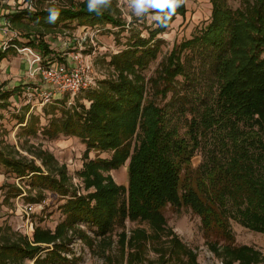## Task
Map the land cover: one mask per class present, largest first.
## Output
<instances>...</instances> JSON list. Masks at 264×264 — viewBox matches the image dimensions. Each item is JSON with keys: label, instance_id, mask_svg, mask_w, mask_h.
I'll use <instances>...</instances> for the list:
<instances>
[{"label": "trees", "instance_id": "trees-1", "mask_svg": "<svg viewBox=\"0 0 264 264\" xmlns=\"http://www.w3.org/2000/svg\"><path fill=\"white\" fill-rule=\"evenodd\" d=\"M211 2L208 25L191 39L175 45L162 62L158 76L150 81L154 94L165 97L174 89L177 77L186 74L184 51L202 45L215 54V99L204 106L200 115L186 120L183 133L169 125L163 107L147 100L141 72L157 59L164 43L160 35L177 15L186 14L181 0L170 17L168 8L155 12L161 14V19L149 30L148 37L132 31L127 46L109 61L116 76L98 79L95 86L71 97L76 103L62 106V117L50 119L43 126L40 115L30 111L28 105L16 116L28 136H75L86 145L85 159L92 149L110 151L111 156L84 163L81 175L85 188L93 186L95 191L83 195L70 190L66 165H59L48 150L29 149L33 156L29 159L11 145L0 144V166L18 178L29 179L30 193L36 191L29 197L31 202H42L47 191L69 196L63 205L65 219L54 233L36 227L30 237L0 225V264H25L27 260L34 264H76V258L63 253L70 250L68 232L79 221L92 223L99 234L105 235L114 224L127 218L161 222L168 205L188 206L200 216L204 229L216 228L229 241L233 240L230 218L249 230L264 233V0H241V7L235 11L224 8L218 0ZM50 9L58 13L54 22L49 20ZM117 12L115 0H100L92 13L88 11V0H67L62 5L34 10L15 9L7 19L20 30V36L30 38V45L48 61L50 49L45 35L73 23L125 28ZM32 29L41 37L32 35ZM9 48L0 49V62ZM20 86L9 89L0 85V110L11 105L10 98ZM205 138L213 140L220 151L210 152L207 160L193 170L192 158ZM128 160L127 187L111 180L103 184L99 169H117ZM11 190L13 196L23 193L15 185ZM126 192L128 198L123 197ZM222 247L220 250L212 245L226 264L236 260L239 264H256L261 259L251 246L234 247L230 242ZM183 252L192 256L191 250ZM195 258L194 255L192 264Z\"/></svg>", "mask_w": 264, "mask_h": 264}, {"label": "rangeland", "instance_id": "rangeland-1", "mask_svg": "<svg viewBox=\"0 0 264 264\" xmlns=\"http://www.w3.org/2000/svg\"><path fill=\"white\" fill-rule=\"evenodd\" d=\"M66 1L33 0L32 3L27 0H2L0 31L4 34L0 33V48L14 49L8 52L10 56L7 57L15 59L18 54L25 56L20 51L23 46L32 47L29 43L30 38L20 36V30L7 22L11 11L25 7L31 10L35 7H51L65 4ZM181 1L186 5V14L177 15L170 27L160 35L164 43L157 59L141 72L147 85V100H154L163 107L169 125L177 126L180 133H183L187 129L186 120L194 115H200L204 106L214 101L218 85L214 68L215 54L202 45H197L192 50L183 52L182 61L185 63L186 74L177 77L174 89L165 97L154 94L151 78L158 76L162 62L169 56L174 46L191 39L198 30L206 27L211 21L213 7L211 0ZM218 1L231 11L241 7V0ZM115 2L119 11L117 14L123 19L125 28L113 27L111 24L101 28L86 27L73 23L62 28L65 29L66 34L60 32L61 34L56 35V38H49L51 42L58 43L57 48L61 47V43L67 44L68 39L71 38V45L68 46L69 48L64 45L65 49L60 55L64 58L67 57V53H80L82 62L90 65L96 82L107 76L113 77L114 74L116 76L109 61L114 53L127 46V39L132 31H139L143 37H148L149 30L155 28L161 19V14L155 13L158 10L156 8H149L137 14L136 10L130 7L131 0H115ZM31 32L36 33L33 29ZM63 53H66L65 56ZM20 74L18 71L10 73L0 69V79L4 77L2 75H6V83H8L6 86L9 89L21 85V88L15 90L10 98L11 105L0 110L3 114V118H0V144L5 147L11 145L23 155H28L29 159L33 157L28 153L29 149L48 150L56 157L59 165H66L72 192L79 191L84 193L83 195H88V192L95 191L93 186L85 188L84 176L81 175L84 163L109 158L111 152L92 149L85 159L86 145L75 136L60 134L56 138H48L41 134L37 137L26 135L21 130L16 117L24 112L25 106H30V111L40 115L41 124L46 126L50 119L62 117L63 107L74 105L76 100L71 98L74 96L57 93L39 76L31 78L26 73L20 77ZM49 92H52V95L47 98ZM213 144V140L206 138L202 140L201 147L192 158L193 170L207 160L210 152L220 151L219 146L215 147ZM37 162L40 163V160L37 159ZM128 162L129 160L113 170L99 169L103 176V184H108L111 180L117 186L127 187ZM12 185L23 189V193L13 196ZM35 193L36 191L30 193L27 177L18 178L0 166V225L10 226L15 231L30 237L33 236L36 227L54 233L58 224L65 219L63 205L69 196L47 191L42 202L34 204L29 197ZM9 194L11 196L7 200L6 196ZM123 197L128 198V192ZM163 213L164 220L161 222L140 219L133 221L127 218L123 223L114 224L105 235L99 234L97 226L92 223L79 221L68 232L70 250L63 254L71 259L76 258V264H192L194 255L195 264H219L223 259L212 245L220 247L221 250L222 246L231 242L234 247L243 245L253 247L261 254V259L256 264H264V233L249 230L234 218H230L229 230L233 240L229 241L216 228L204 229L200 216L188 206L178 208L168 205L163 209ZM187 249L192 251V256L183 252ZM46 251L47 249L42 253L45 254ZM25 264H34V261L27 260ZM233 264H239V260Z\"/></svg>", "mask_w": 264, "mask_h": 264}, {"label": "built area", "instance_id": "built-area-1", "mask_svg": "<svg viewBox=\"0 0 264 264\" xmlns=\"http://www.w3.org/2000/svg\"><path fill=\"white\" fill-rule=\"evenodd\" d=\"M20 51L24 53L29 62L28 75L31 78L41 77L57 93L75 96L91 88L96 83V78L90 70V65L82 62L80 53L73 54V63L62 62L54 65L46 61L42 54L31 46H23ZM51 95L52 92H49L46 96L50 98ZM219 264L225 263L221 261Z\"/></svg>", "mask_w": 264, "mask_h": 264}, {"label": "crops", "instance_id": "crops-1", "mask_svg": "<svg viewBox=\"0 0 264 264\" xmlns=\"http://www.w3.org/2000/svg\"><path fill=\"white\" fill-rule=\"evenodd\" d=\"M7 22H8V19H7ZM60 32H64V34H66L65 33L66 31L64 29V30H60L59 32H56L55 34L50 33V34H47L43 37L44 40L49 44L50 54L47 55L48 62H50L54 65L57 63H62V62L73 63L72 56L74 53H67V57H64V58L60 55V52L64 51V49H65L64 45H66L67 48H69L68 46L71 45L70 42L72 39L69 38L67 44H66V42H64V45L61 43L60 48L56 47L58 43L51 42V40L49 39V38H54V37L56 38V35L61 34ZM0 33H1V35L4 34L2 31H0ZM34 34H36V33H33L32 35H34ZM35 36H37L39 38L40 34H36ZM48 40H50V41H48ZM60 42H62L61 39H60ZM35 49L37 50L38 48H35ZM65 54L66 53H63L64 56H65ZM7 56H10V55L7 54ZM7 56L0 62V69H3L4 71L7 70V72H10V73L11 72L14 73V71L15 72L18 71V73H21L20 77H23V75H25L27 73L28 68H29V62H28L27 58L21 54H18V56L15 57V59H11V57H7ZM6 75H2L4 77H2V79H0L1 80L0 85H3L5 88H8V86H6L8 84V83H6V80H7V78L5 77Z\"/></svg>", "mask_w": 264, "mask_h": 264}, {"label": "clouds", "instance_id": "clouds-1", "mask_svg": "<svg viewBox=\"0 0 264 264\" xmlns=\"http://www.w3.org/2000/svg\"><path fill=\"white\" fill-rule=\"evenodd\" d=\"M100 0H88V11L90 13L96 11L97 4ZM178 6V0H131L130 7L134 8L137 14L141 11L147 10L149 8H156L163 10L165 8L170 9L168 17L174 13L176 7ZM49 20L54 22L58 16L55 10L50 9Z\"/></svg>", "mask_w": 264, "mask_h": 264}]
</instances>
